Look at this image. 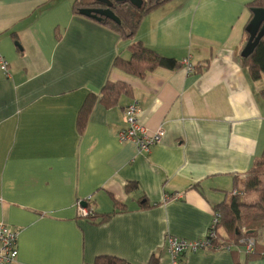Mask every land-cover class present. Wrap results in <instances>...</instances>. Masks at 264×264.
<instances>
[{"label":"crops","instance_id":"0c3cea01","mask_svg":"<svg viewBox=\"0 0 264 264\" xmlns=\"http://www.w3.org/2000/svg\"><path fill=\"white\" fill-rule=\"evenodd\" d=\"M74 1L0 0L9 73L0 70V223L18 233L10 264H170L167 237L202 238L264 149V79L252 81L241 63L253 0H152L161 4L130 40ZM137 41L180 66L144 78L113 68ZM186 59L207 68L188 74ZM107 81L130 88L109 109L98 101ZM88 95L96 102L78 130ZM132 100L147 131H164L148 153L117 139ZM86 199L94 220L78 214ZM115 202L124 210L102 222ZM234 251L187 253L180 264H264Z\"/></svg>","mask_w":264,"mask_h":264},{"label":"trees","instance_id":"16d2710c","mask_svg":"<svg viewBox=\"0 0 264 264\" xmlns=\"http://www.w3.org/2000/svg\"><path fill=\"white\" fill-rule=\"evenodd\" d=\"M48 1V0H47ZM161 4V1L154 3L152 0L146 3L145 7L136 11L129 4L115 3L111 8L115 19L107 17L89 18L103 26L109 28L119 34L123 39L130 40L134 37L140 19L150 10ZM99 5V4H98ZM89 5L84 0H76L73 3L74 10L86 9ZM105 7V5H104ZM248 10L252 14V10H264V0H253L247 5ZM252 17V16H251ZM248 39V36H246ZM246 39V40H247ZM129 53L128 59H123L117 56L112 67L123 71L124 73L137 77L144 76L158 68L176 69L180 64L171 58H165L158 54L155 50L144 46L141 42H133L127 47ZM242 67L248 73L250 79L257 82L264 79V35L255 46L254 50L247 56L241 57ZM207 65L194 66L193 74H199L206 69ZM130 88L121 82L112 83L107 81L101 88L99 94V103L106 109L112 108L118 104L121 96L128 95ZM260 97L264 100V88L259 92ZM96 102L94 95H88L80 109L77 119L78 130H81L86 117ZM136 185L128 183L126 192L132 191ZM235 189H238L240 194H230L225 201L214 207V212L221 216L219 229L224 232V237L220 234L215 241V245L223 249L232 246L231 252H235L239 248L238 241L241 237L254 238L256 245L254 252L247 256V261L258 259L264 253V247L259 243L260 233L264 232V149L260 157H258L244 178L235 184ZM252 195V199L245 200V197ZM124 206L114 203V210L102 215V222L108 220L116 213L124 210ZM96 217H91L94 220ZM244 229V234H242ZM156 257L153 256L150 264L156 263ZM93 264H127L124 260L110 256L97 257Z\"/></svg>","mask_w":264,"mask_h":264},{"label":"built area","instance_id":"2783aa9c","mask_svg":"<svg viewBox=\"0 0 264 264\" xmlns=\"http://www.w3.org/2000/svg\"><path fill=\"white\" fill-rule=\"evenodd\" d=\"M186 73L193 74L194 67L190 64L189 60L182 62ZM0 70L6 77H9L8 64L0 56ZM123 117L125 126L117 134V139L120 143L132 142L137 146L138 153H148L150 148L158 144L164 136V131L159 128L156 132L150 133L139 122L140 107L136 100H132L127 106L124 107ZM232 194H240L233 191ZM90 199L78 201L76 203L77 211L83 219H91L94 216L92 208L87 207ZM221 216L219 213L214 212L211 223L208 227L206 234L199 239L186 240L177 237H167L166 246L169 255L170 264H180L182 256L187 253L219 251L221 250L215 245V241L219 236V223ZM242 229V234H244ZM17 238L18 233L16 230L0 223V264H10L17 257ZM239 249L245 255H251L254 252L256 242L251 237H241L238 241ZM227 251L233 249L232 246L223 248ZM264 258V253L261 254Z\"/></svg>","mask_w":264,"mask_h":264},{"label":"water","instance_id":"95a60500","mask_svg":"<svg viewBox=\"0 0 264 264\" xmlns=\"http://www.w3.org/2000/svg\"><path fill=\"white\" fill-rule=\"evenodd\" d=\"M150 1L151 0H106V9H80L79 13L82 16L95 18L97 20H99V17L115 19L113 13L111 12V8L115 3L129 4L134 9L141 10L145 7V3ZM245 31L248 39L241 53V57H247L254 50L255 46L264 35V10H252V17Z\"/></svg>","mask_w":264,"mask_h":264},{"label":"flooded vegetation","instance_id":"af4514ba","mask_svg":"<svg viewBox=\"0 0 264 264\" xmlns=\"http://www.w3.org/2000/svg\"><path fill=\"white\" fill-rule=\"evenodd\" d=\"M106 3V0H90L89 2H87L89 6L86 7V9H106V7H104Z\"/></svg>","mask_w":264,"mask_h":264},{"label":"rangeland","instance_id":"374dc122","mask_svg":"<svg viewBox=\"0 0 264 264\" xmlns=\"http://www.w3.org/2000/svg\"><path fill=\"white\" fill-rule=\"evenodd\" d=\"M90 0H84V2H89ZM253 197H252V195H250V196H247V197H245V200H250V199H252Z\"/></svg>","mask_w":264,"mask_h":264}]
</instances>
